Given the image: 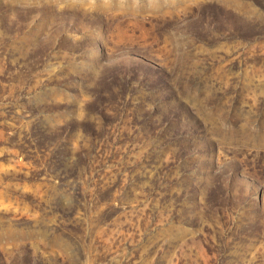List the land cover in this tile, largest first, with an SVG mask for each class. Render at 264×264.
<instances>
[{
  "label": "rangeland",
  "instance_id": "374dc122",
  "mask_svg": "<svg viewBox=\"0 0 264 264\" xmlns=\"http://www.w3.org/2000/svg\"><path fill=\"white\" fill-rule=\"evenodd\" d=\"M0 264H264V0H0Z\"/></svg>",
  "mask_w": 264,
  "mask_h": 264
}]
</instances>
